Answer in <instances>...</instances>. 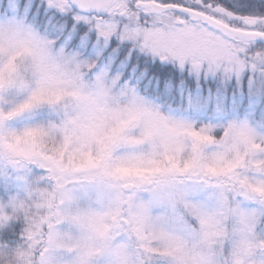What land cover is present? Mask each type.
<instances>
[{
  "label": "snow or ice",
  "instance_id": "snow-or-ice-1",
  "mask_svg": "<svg viewBox=\"0 0 264 264\" xmlns=\"http://www.w3.org/2000/svg\"><path fill=\"white\" fill-rule=\"evenodd\" d=\"M0 8V261L264 264V126L165 111L68 43L264 80V0Z\"/></svg>",
  "mask_w": 264,
  "mask_h": 264
},
{
  "label": "rangeland",
  "instance_id": "rangeland-1",
  "mask_svg": "<svg viewBox=\"0 0 264 264\" xmlns=\"http://www.w3.org/2000/svg\"><path fill=\"white\" fill-rule=\"evenodd\" d=\"M2 12L3 9L0 8V13ZM76 31L79 32V38L75 36L72 30H69V34L72 35V40L68 41L69 45H72L73 40H75V50L83 51L85 54L95 53L94 56L102 57L105 63L110 61L114 69L123 71L124 74L130 68V75L127 78L133 79L140 91H150L148 90L149 87H154L155 90L160 91L159 84L161 83L164 86L161 93L175 97L181 96L179 100H183L184 97L187 98L188 101L185 99L187 107H173L172 104L166 103V101L160 104L157 100L160 99L161 94L157 95V100L151 98V100L160 104L165 111L198 122L218 123L227 119L246 118L257 126H264V91H262L264 80L260 78L259 74L255 76L254 80L251 72H248L246 78L243 77L244 74L240 80L235 77L229 79L225 78L222 73L214 74L206 71L197 73L192 71L189 66L182 68L178 63L162 61L164 64H169L172 69L173 67L176 68L180 74L178 82H172L168 78L159 76L139 63L132 61L128 53L126 56L120 55L118 52L124 48L123 45L120 46L119 51L112 52L111 50L116 47V44L112 49L109 48V45L102 46L97 42L94 33L89 32L88 27L85 33L80 31L79 26ZM91 36H94V38L92 39ZM134 53H136L138 59L141 57L145 60L150 58L151 61L158 59H153L138 50ZM124 61L126 63H122ZM190 85L194 86L195 91L187 88ZM170 89L174 92H171ZM241 108H245V111H241ZM240 112L241 114H238ZM189 113L193 115L190 116Z\"/></svg>",
  "mask_w": 264,
  "mask_h": 264
},
{
  "label": "trees",
  "instance_id": "trees-1",
  "mask_svg": "<svg viewBox=\"0 0 264 264\" xmlns=\"http://www.w3.org/2000/svg\"><path fill=\"white\" fill-rule=\"evenodd\" d=\"M80 28V27H79ZM80 31L82 33L87 32V30H85L84 28H80ZM91 38L93 39L94 36H91ZM127 49L124 47L121 51H119L118 53H120V55L122 56H126L128 52H126ZM90 54V53H88ZM95 54V53H94ZM94 54H91L94 56ZM130 59L132 61H135L137 63H139L140 65L144 66L145 68H147L148 70L152 71L153 73L159 75V76H163L168 78V80L172 81V82H178L180 74L178 73L177 69L173 67V69L171 68V66L169 64H164L162 61H160L159 59H156L155 61H151L152 59L148 58L145 60V58L141 57L140 59L137 58L136 53L133 52V56L130 57ZM106 60V59H105ZM107 60H109L107 58ZM117 63V62H114ZM130 75V68L126 71L125 76L129 77ZM248 73H246L243 77H247ZM194 85V84H192ZM187 86L188 89H190L191 91H195L194 90V86ZM160 86V91L155 90L154 87H149L148 90L150 91H144L142 90L141 93H143L144 95H146L148 98H152L157 100V95H162L160 96V99L157 100V102H159L160 104L165 103L164 101H166V103H170L172 104L173 107H187V98L184 97L183 100H179V97H175V96H170V95H165L163 93H161V90H163V84H159ZM167 87V86H166ZM171 92H174V90L170 89ZM177 95V94H176ZM187 101H186V100ZM210 111V110H207ZM241 111H245V108H241ZM238 114H241L238 113ZM190 116H192L193 114L189 113Z\"/></svg>",
  "mask_w": 264,
  "mask_h": 264
},
{
  "label": "flooded vegetation",
  "instance_id": "flooded-vegetation-1",
  "mask_svg": "<svg viewBox=\"0 0 264 264\" xmlns=\"http://www.w3.org/2000/svg\"><path fill=\"white\" fill-rule=\"evenodd\" d=\"M238 7L240 6V5H237ZM85 30H87V26L85 25L84 27H83ZM109 48L110 49H112L113 48V46L115 45V44H113V43H111V42H109Z\"/></svg>",
  "mask_w": 264,
  "mask_h": 264
},
{
  "label": "clouds",
  "instance_id": "clouds-1",
  "mask_svg": "<svg viewBox=\"0 0 264 264\" xmlns=\"http://www.w3.org/2000/svg\"><path fill=\"white\" fill-rule=\"evenodd\" d=\"M0 264H4V262L3 261H0Z\"/></svg>",
  "mask_w": 264,
  "mask_h": 264
}]
</instances>
